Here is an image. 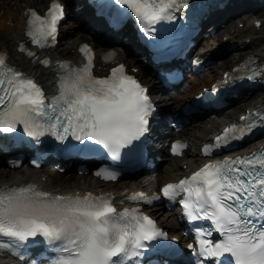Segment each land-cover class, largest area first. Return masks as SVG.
<instances>
[{
  "label": "snow or ice",
  "instance_id": "6c2138e0",
  "mask_svg": "<svg viewBox=\"0 0 264 264\" xmlns=\"http://www.w3.org/2000/svg\"><path fill=\"white\" fill-rule=\"evenodd\" d=\"M189 5L190 0H108L98 11L110 13V22L117 26L133 15L141 31L163 46L169 25L162 22L176 21L180 10ZM25 14L32 43L41 49L55 45L65 5L51 0L46 15L35 9H26ZM20 49L39 60L23 41ZM80 50L86 62H56L58 88L50 97L0 51V130L9 132L22 125L37 143L48 133L64 142L53 147L111 157V166L101 164L95 171L115 180L129 159L143 154L157 105L148 86L127 71L125 62L98 76L93 72L90 45L82 44ZM102 58L110 61L119 55L113 49ZM256 60L253 55L236 64L212 89L240 77L259 78L264 62ZM42 62L51 63L47 56ZM257 127H264V107L244 112L213 142L203 144L202 151L211 154L234 146L235 140ZM182 146L177 139L172 151L178 153ZM125 198L136 203L118 208ZM164 198L169 207L176 202L182 205V219L200 225L190 227L194 243L187 245L188 253L180 248L179 237L170 236L142 209L141 201L152 204ZM214 230L219 238H214ZM38 244L43 247L33 254L31 248ZM0 251L17 256L22 264H264V144L242 154L209 159L190 175L165 183L162 194L138 191L127 197L122 194L119 201L110 192H50L31 182L0 185ZM155 253H165L168 260Z\"/></svg>",
  "mask_w": 264,
  "mask_h": 264
},
{
  "label": "bare ground",
  "instance_id": "6f19581e",
  "mask_svg": "<svg viewBox=\"0 0 264 264\" xmlns=\"http://www.w3.org/2000/svg\"><path fill=\"white\" fill-rule=\"evenodd\" d=\"M48 1L49 0H0V51H4L8 55L11 63L17 65L22 70L35 75V77L47 88L51 86V82L53 80V74L55 72L53 69L54 63L45 67L41 66L37 62H32L30 59L25 57L20 50H18V42L26 39L24 35L26 19L25 10L30 7L42 9L47 6ZM69 14L73 17V22L71 21L70 24L64 23L62 25V33L64 35L68 34V37L64 40L63 45H60L58 49H51L49 51V54L52 55L53 58L61 56L76 58L77 52H75V48H77L81 41H86L88 39L86 35L87 32L81 28L82 26H85V22L82 24L80 21L75 20L76 16L74 10H69ZM244 14L245 13L240 14V12H235L226 19L230 21L223 28L225 32L222 37L215 38L214 36H210V38L206 41V44L202 45L197 52V56L199 58H203V61H205L203 71L196 75L189 74L186 80V87L182 90H178L174 94L170 93L167 100H164V102L161 103L163 110L170 111L169 116L172 117V120L178 119L179 123L182 124V128L179 132L172 130V137L182 138L187 144L184 154L181 157L170 154L171 152L165 148V155L162 158V163L159 164L148 177L140 179L139 181H136L137 178H135L130 181L106 182L97 177L88 178L84 175L73 174L72 168L74 167H70V169H68L65 173L61 174L58 171L50 172L53 168L46 172L43 168H29L24 164L17 169L8 167L2 168L0 166V184L11 185L31 180L37 182L46 190L58 192L76 190L98 191L110 189L113 190L119 198H121L122 194L123 196L125 195V193H123L125 189L126 191L130 189L152 191L158 189L165 181L173 180L177 178L178 175L188 171L189 169L197 167L206 159L198 156V144L200 141L205 139L207 133L214 130L215 127L217 128L218 125L232 120V109L236 105L244 106L250 104L251 98L247 97L248 95L245 94L243 98H239L237 100L236 104L228 107L224 114L221 113L219 115H215L211 119L204 120V118L203 120H199L189 125H187L188 121L186 116L181 113L180 109L176 105H179V103L185 99L186 95H188V98L191 94L200 91L201 87L207 86L214 79V76L217 73L221 74L225 67L231 66V63H234L239 54H242L243 56L253 54L264 61V43H262L258 46H254L253 48H246L243 50L238 49L235 52L230 53L225 58H218L215 60V63H208L209 60L214 58V54L218 53L217 48L220 44H224L226 47L232 44L231 47L243 48L247 44H256L259 40L264 38V35L257 34V31L264 27V16L259 19L258 24H256L254 20L245 21L240 26L237 25L238 21L233 23L235 18H231L232 16ZM217 20L218 19L214 21L218 23L216 26H222V24L226 21L224 19V22L221 20L217 22ZM210 25L211 24L207 27L209 28ZM77 26L81 29V31L76 30L75 27ZM100 37L101 38H97L96 34L93 33L90 34V39L94 40V46L98 55L96 63V71L98 73H103V71L106 72L110 66V64H102L99 61V58L103 51L112 47L119 50V52L122 50V53L119 54L121 60L128 61L130 66L139 67L137 75L149 84V89L151 91L161 89L160 86L155 83L156 81L152 75L147 74L145 61H136L137 57L127 58V51L130 47V43L127 39H122V41L114 43L113 45H107L103 40L102 35H100ZM260 77L262 81L261 84H264V73H261ZM183 96L184 98H182ZM263 98L264 97L260 95V97L255 98V101H263ZM168 106H170V108H168ZM251 146V144L248 145V147ZM1 163L2 162L0 160V164ZM158 167H162V171L154 172ZM148 210L158 219V222L170 232L183 231L184 227L178 221L177 214L174 210H168L165 205L153 206Z\"/></svg>",
  "mask_w": 264,
  "mask_h": 264
},
{
  "label": "rangeland",
  "instance_id": "374dc122",
  "mask_svg": "<svg viewBox=\"0 0 264 264\" xmlns=\"http://www.w3.org/2000/svg\"><path fill=\"white\" fill-rule=\"evenodd\" d=\"M247 9H250V8H247ZM251 11H254L255 12V14L254 15H256V16H258V18H262L263 16H264V4H263V6L260 8V9H254V8H251ZM80 14H77V16H79ZM252 18V15H246V16H244V15H237L236 17H235V19H234V21H233V23L235 22H237V25H241V24H243V22H245V21H249L250 19ZM229 21L230 20H228L227 22H224L223 24H222V26H217L210 34H209V37L211 36V37H215V38H218V37H222L223 35H224V27H225V25L227 24V23H229ZM70 22H71V18H70V16H69V18H68V20L66 21V24H70ZM76 28V30H80V28L77 26V27H75ZM216 32V33H215ZM258 33L257 34H259V35H264V27H262L260 30H258L257 31ZM68 37V35H62L61 36V42H60V45H63V43H64V40H66V38ZM262 43H264V38H262L261 40H259L256 44H247L246 46H244L243 48H238V47H232V48H230V49H228V50H225V51H219L218 50V53L214 56V58H213V60H210L209 61V63H211V62H214L215 63V60L216 59H218V58H225V57H227L230 53H232V52H235L236 50H238V49H246V48H253L254 46H258V45H260V44H262ZM203 44H206V40L203 42ZM249 50V49H248ZM239 51H241V50H239ZM242 54H239V56H238V58L241 56ZM237 58V59H238ZM203 68L205 67V64L202 66ZM203 68L201 69V71H203ZM201 71H199L198 73H200ZM187 77L186 78H184V80L179 84V90H182L184 87H186V85H187ZM262 94H264L262 91H257L256 90V92H254V95L255 96H259V95H262ZM239 97L240 98H243V95L241 94V95H239ZM239 108L238 109H240V107L241 106H238ZM195 122V121H194ZM166 123L168 124L169 123V121H166ZM0 166L2 167V168H6L5 166H4V164L3 163H1L0 164ZM156 171H162V167H160V168H158ZM73 174H74V172H72ZM61 174H63V173H61ZM76 175H84L85 177H88V178H94L92 175H90V174H77V173H75ZM76 178V177H75ZM131 179H129L128 181H130ZM139 180V179H138ZM138 180H136V181H138ZM78 181V180H77Z\"/></svg>",
  "mask_w": 264,
  "mask_h": 264
}]
</instances>
